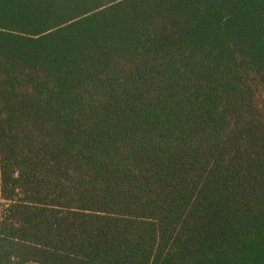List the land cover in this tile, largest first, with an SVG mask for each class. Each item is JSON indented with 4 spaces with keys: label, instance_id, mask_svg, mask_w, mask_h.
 <instances>
[{
    "label": "trees",
    "instance_id": "trees-1",
    "mask_svg": "<svg viewBox=\"0 0 264 264\" xmlns=\"http://www.w3.org/2000/svg\"><path fill=\"white\" fill-rule=\"evenodd\" d=\"M0 264H264V0H0Z\"/></svg>",
    "mask_w": 264,
    "mask_h": 264
}]
</instances>
